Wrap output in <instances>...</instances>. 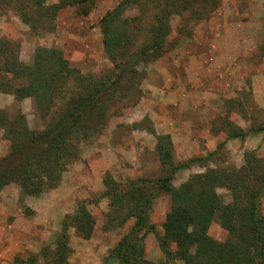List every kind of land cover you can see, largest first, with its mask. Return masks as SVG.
<instances>
[{"label":"rangeland","instance_id":"1","mask_svg":"<svg viewBox=\"0 0 264 264\" xmlns=\"http://www.w3.org/2000/svg\"><path fill=\"white\" fill-rule=\"evenodd\" d=\"M56 1L44 0V5ZM164 1L86 0L52 16L43 6L29 3L23 8L18 0H0V39L9 40L14 47L11 55L27 67L32 66L39 47L62 50L73 72L50 105L51 111H57L69 94L75 95L83 84L89 86L113 70L103 48L100 17L112 11L111 18L127 43L124 47L132 51L150 39L153 14ZM82 7L87 14H82ZM169 26L161 54L139 61L133 79L126 83L128 88L111 96L102 129L76 142V157L66 163L59 180L29 181L40 188L37 194H28L12 182L0 190V264H17L33 255L37 256L34 264H58L55 237L64 215H72L79 203L95 224L88 239L77 235L74 227L68 228L67 261L117 264L116 260L106 262L107 255L132 220L118 223L126 213L124 207L116 221L107 222L109 199L102 193L108 185L122 183L124 188L127 181L155 182L166 174L156 134L169 135L164 145L174 164L196 159L174 173L173 187L193 174L227 168L244 187H217L221 201L239 204L235 198L260 186L264 214V131L257 130L264 127V0H193L170 17ZM51 111L44 115L33 97L16 99L0 91V157L9 147L4 122L11 123L20 114L30 129L42 130L54 115ZM234 129L247 133L230 137ZM246 172L249 176L243 180L240 174ZM169 208L170 195L163 191L150 213L159 233ZM207 231L217 241L228 238L216 220ZM144 256L152 264L162 263L152 233L144 241Z\"/></svg>","mask_w":264,"mask_h":264},{"label":"trees","instance_id":"2","mask_svg":"<svg viewBox=\"0 0 264 264\" xmlns=\"http://www.w3.org/2000/svg\"><path fill=\"white\" fill-rule=\"evenodd\" d=\"M18 1L23 3V8H27L29 3L39 8L43 6L46 13L54 16L60 9L76 6L86 0H57L49 5H44V0ZM191 2L193 0H165L162 8L153 14L155 22L149 26L150 39L132 51L124 47L127 43L121 39L122 32L117 30L111 18L112 11L102 15L99 19L102 43L114 64L113 70L106 76L92 80L90 85L87 84L89 86L83 84L75 95L69 94L64 106L57 111H51L53 107L50 105L73 72L62 50L39 47L35 50L32 66L27 67L18 63L15 55H11L14 47L10 46L9 40L0 39V91L12 94L16 99L33 97L37 105L44 109V115L49 111L54 114L42 130L30 129L20 114L13 122L3 123L7 129L4 138L9 141V147L6 154L0 157V190L12 182L18 183L28 194H37L40 188L29 181L38 177L59 180L66 163L76 157V142L102 129L103 115L111 96L128 88L126 83L133 79L139 61L158 58L164 38L170 32V17ZM81 12L87 14V8L82 7ZM20 14L22 20L26 21L27 15L23 10ZM257 130L264 131V127ZM246 133L234 129L229 136L242 138ZM156 135V149L162 163L167 165L166 174L155 182H145L141 178L127 181L124 188L122 183L108 185L102 193L109 199L107 222L116 221L124 207L127 208L126 213L118 219V223L132 220L128 232L109 250L106 262L116 260L117 264H152L144 256V241L152 233L163 255L161 264L176 260L182 264H264V214L260 206L262 188L250 189L243 193L242 198H235L239 204L234 200L222 202L217 195V187L233 184L244 187L243 182L234 180L227 168L193 174L179 187H173L170 182L174 173L182 167H189L196 159L174 164L170 150L164 145L169 135ZM242 173L243 180L249 176L247 172ZM163 191L170 195V208L159 233L151 222L150 213L153 201ZM214 220L228 234L223 242L208 234L207 230ZM94 224V217L83 203L78 204L72 215H64L54 240V256L58 264H70L67 261L70 252L68 228L74 227L77 235L88 239ZM36 258L33 255L17 264H34Z\"/></svg>","mask_w":264,"mask_h":264},{"label":"crops","instance_id":"3","mask_svg":"<svg viewBox=\"0 0 264 264\" xmlns=\"http://www.w3.org/2000/svg\"><path fill=\"white\" fill-rule=\"evenodd\" d=\"M63 211H64V212H66V211H68V210H66V209H63Z\"/></svg>","mask_w":264,"mask_h":264}]
</instances>
